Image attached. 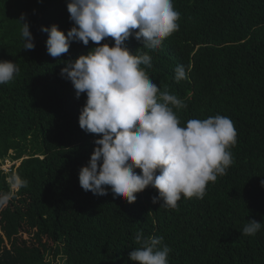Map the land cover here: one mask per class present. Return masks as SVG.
<instances>
[{
  "label": "trees",
  "instance_id": "1",
  "mask_svg": "<svg viewBox=\"0 0 264 264\" xmlns=\"http://www.w3.org/2000/svg\"><path fill=\"white\" fill-rule=\"evenodd\" d=\"M68 2L0 0V60L20 67L0 84V193H11L0 207V264H134L129 252L140 246L138 231L164 238L169 264H264V228L241 234L249 220L264 223V0H173L179 31L160 48L125 41L131 54L152 57L151 67H141L153 82L187 104L177 111L181 126L219 114L237 131L227 174L209 182L203 199L182 197L179 210L154 204L159 194L151 187L133 204L107 186L105 196L80 187L79 171L101 137L79 127L86 94L77 99L61 69L97 45L73 41L53 58L41 31L56 25L67 35L74 26ZM21 14L33 50H23ZM177 65L188 79L176 82ZM7 160L21 162L6 172ZM13 174L27 187L13 189Z\"/></svg>",
  "mask_w": 264,
  "mask_h": 264
},
{
  "label": "clouds",
  "instance_id": "2",
  "mask_svg": "<svg viewBox=\"0 0 264 264\" xmlns=\"http://www.w3.org/2000/svg\"><path fill=\"white\" fill-rule=\"evenodd\" d=\"M67 11L74 25L67 35L56 25L41 27L48 34V54L57 58L68 53L73 41L97 45L87 55L64 61L61 69L76 98L86 94L79 127L101 137L94 141L97 147L87 166L79 171L80 187L99 196L107 195L110 187L128 204L151 187L159 194L154 204L162 201L161 207L176 210L182 197L203 199L209 182L226 175L234 163L230 151L237 143L234 122L217 114L189 119L181 126L177 111L187 104L161 90L141 67H151L147 51L133 55L125 45L132 37L143 48L155 50L179 31L181 14L173 0H70ZM18 23L23 50H33L26 14ZM106 38L114 44H101ZM19 72L17 63L0 60V84L12 81ZM174 72L176 82L188 79L184 65H177ZM8 183L19 189L27 187L28 181L13 174ZM10 199L11 193H0V207ZM262 228L264 223L249 220L241 234L255 236ZM135 242L140 246L129 252L134 264H169L171 248L162 236L145 237L138 231Z\"/></svg>",
  "mask_w": 264,
  "mask_h": 264
},
{
  "label": "rangeland",
  "instance_id": "3",
  "mask_svg": "<svg viewBox=\"0 0 264 264\" xmlns=\"http://www.w3.org/2000/svg\"><path fill=\"white\" fill-rule=\"evenodd\" d=\"M20 162H21V160L18 161V162H16L17 164H15V162H12V161H10V160H7V161H5V164L2 165V168H3L6 172H11V169L14 167V164L18 166V165L20 164ZM13 189H14V188H13ZM15 190H18V189H15Z\"/></svg>",
  "mask_w": 264,
  "mask_h": 264
}]
</instances>
